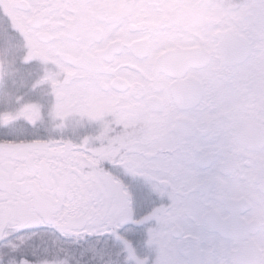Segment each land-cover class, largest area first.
<instances>
[{
	"label": "flooded vegetation",
	"instance_id": "1",
	"mask_svg": "<svg viewBox=\"0 0 264 264\" xmlns=\"http://www.w3.org/2000/svg\"><path fill=\"white\" fill-rule=\"evenodd\" d=\"M162 2L0 0V63L33 66L32 84L39 68L47 104L65 100L67 70L88 87L92 144L79 148L93 157L80 152L70 178L93 180L95 206L109 185L111 211H133L150 250L141 264H264V33L169 35ZM51 172L35 155L0 156V237L23 203L17 183L52 189ZM64 219L82 232L91 221Z\"/></svg>",
	"mask_w": 264,
	"mask_h": 264
},
{
	"label": "rangeland",
	"instance_id": "2",
	"mask_svg": "<svg viewBox=\"0 0 264 264\" xmlns=\"http://www.w3.org/2000/svg\"><path fill=\"white\" fill-rule=\"evenodd\" d=\"M162 1L161 10L165 14L173 13V20L177 22L173 29L178 32L169 35H215L220 31L243 33L248 30L264 33V0ZM28 67L8 60L5 55L0 63V86L3 87L0 88V123L4 124L1 129L5 133L4 136L0 134V156L35 155L39 161L49 163L53 187L50 189V185L38 179L17 183L21 184L23 203L16 214L13 208L12 215L17 216V222L9 221L11 226L0 237V264H55L64 258L76 264L81 258L80 252L97 259L99 264H141L150 250L145 242V230L133 224L137 222L133 211L125 205H121V213L111 211V204L108 205L104 198L111 195L109 185H105L107 192L95 206L89 197L93 195L89 193V188L93 191V180L84 184L79 183L78 178H70L74 172L81 173L80 152L88 160L93 157L89 151L84 153L79 148L83 145V125L96 112L93 96H87L88 87L81 80L73 81L72 71L67 70L57 91L65 95V100L47 104L40 69L32 84L28 75H34L33 66ZM91 144L92 141L83 147L89 149ZM72 191L74 196L69 200ZM81 193L84 195L82 203L77 200L81 199ZM42 210L51 225L40 219ZM66 214L71 220L80 214L91 216L86 233L69 230L64 219ZM34 215L40 220L38 229L33 228L38 225ZM118 215L119 219L113 220V216ZM102 229L104 233H99ZM112 241L117 247L110 244Z\"/></svg>",
	"mask_w": 264,
	"mask_h": 264
},
{
	"label": "trees",
	"instance_id": "3",
	"mask_svg": "<svg viewBox=\"0 0 264 264\" xmlns=\"http://www.w3.org/2000/svg\"><path fill=\"white\" fill-rule=\"evenodd\" d=\"M37 70H39L38 68L37 69H35V72H37ZM90 217V219H91V216H89ZM39 229H41V228H39ZM43 231H46V232H49V230L48 229H42ZM50 233V232H49ZM99 233H104V231H103V229L102 230H100V232ZM97 236H100V235H97ZM94 241V240H93ZM110 244L113 246V247H117L116 245H115V243L112 241V242H110ZM112 247V248H113ZM100 249V248H99ZM98 249V250H99ZM113 250H114V248H113ZM36 256V255H35ZM80 259H79V261L76 263V264H99V262L97 261V259H93V257L92 256H87V255H84V254H81V252H80ZM31 258V257H30ZM85 258V259H84ZM49 260V259H48ZM68 262L69 264H70V261H69V259L68 258H64V259H62L61 261H58L57 263H55V264H62V263H65V262ZM49 263H51V261L49 260L48 261Z\"/></svg>",
	"mask_w": 264,
	"mask_h": 264
},
{
	"label": "water",
	"instance_id": "4",
	"mask_svg": "<svg viewBox=\"0 0 264 264\" xmlns=\"http://www.w3.org/2000/svg\"><path fill=\"white\" fill-rule=\"evenodd\" d=\"M47 182H49V176L48 175H47ZM68 227L71 229L75 228V226L72 223H69Z\"/></svg>",
	"mask_w": 264,
	"mask_h": 264
}]
</instances>
